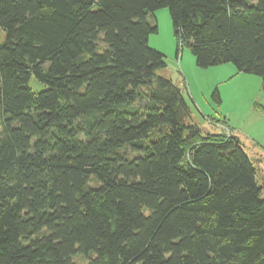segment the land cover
Returning <instances> with one entry per match:
<instances>
[{"label":"trees","instance_id":"trees-1","mask_svg":"<svg viewBox=\"0 0 264 264\" xmlns=\"http://www.w3.org/2000/svg\"><path fill=\"white\" fill-rule=\"evenodd\" d=\"M160 8L178 57L264 79V0H0V264H264L256 167L158 74Z\"/></svg>","mask_w":264,"mask_h":264},{"label":"rangeland","instance_id":"rangeland-1","mask_svg":"<svg viewBox=\"0 0 264 264\" xmlns=\"http://www.w3.org/2000/svg\"><path fill=\"white\" fill-rule=\"evenodd\" d=\"M154 18L158 32L149 37V45L163 52L167 65L158 74L183 88L191 119L205 133L230 131L241 141L256 167L264 199V79L239 72L233 63L199 68L188 47H184L178 57L169 9L156 10L149 16L151 20ZM29 87L35 93L46 89L34 76ZM215 92L219 93L220 102L213 98Z\"/></svg>","mask_w":264,"mask_h":264},{"label":"crops","instance_id":"crops-1","mask_svg":"<svg viewBox=\"0 0 264 264\" xmlns=\"http://www.w3.org/2000/svg\"><path fill=\"white\" fill-rule=\"evenodd\" d=\"M229 132V131H228Z\"/></svg>","mask_w":264,"mask_h":264}]
</instances>
